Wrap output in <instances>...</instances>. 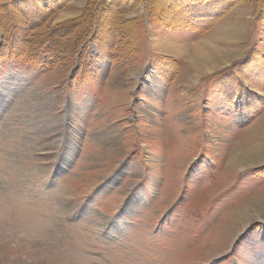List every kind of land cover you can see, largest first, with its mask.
I'll return each mask as SVG.
<instances>
[{
  "label": "rangeland",
  "instance_id": "obj_1",
  "mask_svg": "<svg viewBox=\"0 0 264 264\" xmlns=\"http://www.w3.org/2000/svg\"><path fill=\"white\" fill-rule=\"evenodd\" d=\"M263 167L264 0H0V264H264Z\"/></svg>",
  "mask_w": 264,
  "mask_h": 264
},
{
  "label": "trees",
  "instance_id": "obj_2",
  "mask_svg": "<svg viewBox=\"0 0 264 264\" xmlns=\"http://www.w3.org/2000/svg\"><path fill=\"white\" fill-rule=\"evenodd\" d=\"M208 2V1H206ZM189 3L192 6L199 3V0H189ZM202 3V1L200 2ZM117 9L121 8L123 11L124 9L120 6V4H116ZM209 6V5H208ZM120 9V10H121ZM127 9H130V7H127ZM117 12V11H116ZM188 16L186 17V20H193L195 19L196 12L189 10ZM100 13V11H99ZM122 13V11H121ZM185 13V12H184ZM88 18V17H87ZM87 18L84 20L85 23H87ZM217 16L214 18H197L195 21L196 25L193 23L188 25L193 30H202L205 31L206 29L210 28V26L215 22ZM94 19H90L88 22H91V26H94ZM207 19V20H206ZM83 17L79 20L73 21V23L70 24H59L52 30H49L45 36L38 40L37 42L28 37L25 45L20 50L21 56H24L25 59L28 61L34 62L39 67L45 69V68H53L58 66L60 62H66L73 59V57L77 54L78 49L80 46L84 43L82 41L84 38H88L89 30L85 27L83 30L82 26L78 21H82ZM199 23V24H198ZM80 26V29H79ZM77 32L76 38L72 40H66V36L73 32ZM8 37H11V33H6ZM85 40V41H86ZM112 58H116V51L114 53H111ZM84 51L81 53V58H84ZM17 58V57H14ZM77 66L73 68L74 71H76ZM264 171V167L262 169H258V172Z\"/></svg>",
  "mask_w": 264,
  "mask_h": 264
},
{
  "label": "bare ground",
  "instance_id": "obj_3",
  "mask_svg": "<svg viewBox=\"0 0 264 264\" xmlns=\"http://www.w3.org/2000/svg\"><path fill=\"white\" fill-rule=\"evenodd\" d=\"M205 47H208V45L206 44ZM205 47H202L201 43L195 44L194 55L191 58L192 62H194L195 64H198V63L200 64V63H204V62L206 63L207 61H209L211 59V50L207 51L205 49ZM205 63H204V65H206Z\"/></svg>",
  "mask_w": 264,
  "mask_h": 264
}]
</instances>
